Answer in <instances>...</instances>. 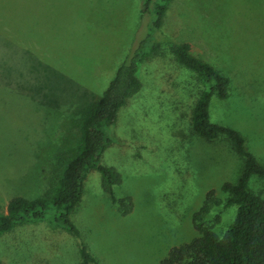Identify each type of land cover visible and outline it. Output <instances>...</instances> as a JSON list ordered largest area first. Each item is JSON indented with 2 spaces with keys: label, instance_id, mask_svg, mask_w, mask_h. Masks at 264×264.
Instances as JSON below:
<instances>
[{
  "label": "rangeland",
  "instance_id": "1",
  "mask_svg": "<svg viewBox=\"0 0 264 264\" xmlns=\"http://www.w3.org/2000/svg\"><path fill=\"white\" fill-rule=\"evenodd\" d=\"M142 0H9L0 9V213L9 199L45 194L79 142L78 122L145 31ZM159 35L231 80L211 118L237 130L264 165V0H172ZM158 35V34H157ZM160 39V37L158 36ZM141 89L110 127L100 163L121 182L106 192L90 170L70 218L76 237L46 222L0 236L2 264H78L82 242L99 264H159L199 236L195 223L223 236L236 207L223 182L241 159L224 138L197 136L190 115L200 84L162 42L138 67ZM249 188L264 197V179ZM214 200L200 213L206 193ZM132 203L122 213L119 200Z\"/></svg>",
  "mask_w": 264,
  "mask_h": 264
},
{
  "label": "trees",
  "instance_id": "2",
  "mask_svg": "<svg viewBox=\"0 0 264 264\" xmlns=\"http://www.w3.org/2000/svg\"><path fill=\"white\" fill-rule=\"evenodd\" d=\"M171 1L142 0V18L150 15L144 24L146 31L137 36L107 87L79 120L76 150L62 161L58 175L44 195L35 198L16 195L9 199L6 210L0 213V236L17 226L46 222L50 227L64 229L79 237V230L70 216L81 199L84 180L90 170H96L106 192H112L113 186L121 182L120 173L102 165L100 156L111 142L109 131L118 110L142 87L137 75L139 65L157 53L163 42L174 60L191 72L200 84L191 109L192 131L208 141L226 139L241 159V171L235 182L225 181L220 187L227 194L224 206L236 207L233 221L224 235L219 237L209 227L195 223L199 236L172 247L159 264H264V197L249 188L252 176L264 179V165L247 150L245 138L237 130L211 118L215 114L216 101L231 94L229 76L193 54L189 43L159 35ZM3 3H9V0H0V9ZM214 200V192L208 191L200 213L206 212ZM131 204L130 200L127 203L124 199L119 200L123 214L129 211ZM79 255L78 264H99L82 242L79 243Z\"/></svg>",
  "mask_w": 264,
  "mask_h": 264
}]
</instances>
